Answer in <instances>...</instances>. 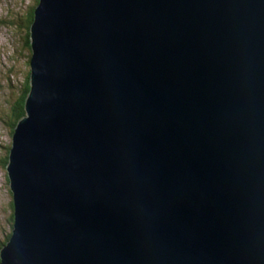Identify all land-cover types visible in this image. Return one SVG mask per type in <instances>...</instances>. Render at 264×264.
Masks as SVG:
<instances>
[{
	"label": "water",
	"instance_id": "95a60500",
	"mask_svg": "<svg viewBox=\"0 0 264 264\" xmlns=\"http://www.w3.org/2000/svg\"><path fill=\"white\" fill-rule=\"evenodd\" d=\"M0 264H264V0H37Z\"/></svg>",
	"mask_w": 264,
	"mask_h": 264
},
{
	"label": "rangeland",
	"instance_id": "374dc122",
	"mask_svg": "<svg viewBox=\"0 0 264 264\" xmlns=\"http://www.w3.org/2000/svg\"><path fill=\"white\" fill-rule=\"evenodd\" d=\"M33 2L34 0H0V156L3 155L5 149H8L7 146L10 145L11 141L9 125L6 122V117L3 116L5 111L4 102L6 98L10 101L14 99L21 85L19 83L25 68L29 69L28 66H23V63L19 61V57L20 55L24 56V59L27 58V55L28 58L30 57V47L27 48L23 42L25 27L22 23L24 24V19L29 17L28 11L31 7L33 20L34 9L37 4V2ZM32 20L28 25V29L32 24ZM29 34L30 30L28 31V41ZM10 55L16 56L17 60L14 64L7 59V56ZM4 170L3 167H0V238L7 232L9 200L3 177Z\"/></svg>",
	"mask_w": 264,
	"mask_h": 264
},
{
	"label": "trees",
	"instance_id": "16d2710c",
	"mask_svg": "<svg viewBox=\"0 0 264 264\" xmlns=\"http://www.w3.org/2000/svg\"><path fill=\"white\" fill-rule=\"evenodd\" d=\"M36 2H37V0H34L33 3H36ZM31 9H32V7H31ZM31 9L28 11L29 17L24 19V24L22 23L23 27H25V29H24L25 39L23 40V42H24V44H25V46L27 48L30 47L27 37H28V31H29L28 25H29L30 21L32 20ZM20 22H21V19H20ZM21 54L23 55V53H21ZM19 58H20L19 61H21L23 63L24 67L28 66V63H29L28 55H27V58H25V59H24V56H21V55H20ZM7 59H9L12 62V64H14L15 60H17L15 55L7 56ZM27 79H28V68L27 69L25 68V72L23 73L22 79L20 80V83H19L21 85H20V87L18 89V92H17L16 96L11 101L8 100V98H6V100L4 102L5 111H4L3 116L6 117V122H8L10 135H11V132H12V129H13V125L21 117L20 104H21V102H22V100H23V98H24V96L26 94ZM9 146H7L8 149H9ZM8 149H5L3 155L0 156V167H3L4 169H5V164H6V161H7ZM5 241H6V233H4L2 238H0V246L2 244H4Z\"/></svg>",
	"mask_w": 264,
	"mask_h": 264
}]
</instances>
